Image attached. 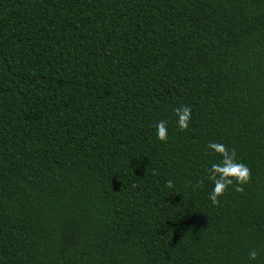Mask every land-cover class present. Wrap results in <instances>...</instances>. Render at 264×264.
Wrapping results in <instances>:
<instances>
[{"label":"trees","instance_id":"trees-1","mask_svg":"<svg viewBox=\"0 0 264 264\" xmlns=\"http://www.w3.org/2000/svg\"><path fill=\"white\" fill-rule=\"evenodd\" d=\"M0 264H264V0H0Z\"/></svg>","mask_w":264,"mask_h":264},{"label":"clouds","instance_id":"clouds-1","mask_svg":"<svg viewBox=\"0 0 264 264\" xmlns=\"http://www.w3.org/2000/svg\"><path fill=\"white\" fill-rule=\"evenodd\" d=\"M177 117V126L180 131H186L192 118V109L190 106L182 105L174 109ZM157 139L164 143L168 141V129L166 121H159L156 125ZM207 147L215 154L222 157L217 163H212L208 171V179L212 181L214 187L209 194V199L214 206L220 205V197H222L229 187H234L235 191L243 192L244 186L251 182V169L244 163L237 160V152L235 148L231 150L219 142H210ZM202 183V182H201ZM169 189L174 187L173 181L166 182ZM257 252L252 250L249 258L255 260Z\"/></svg>","mask_w":264,"mask_h":264}]
</instances>
